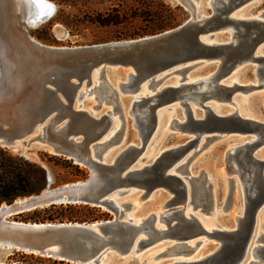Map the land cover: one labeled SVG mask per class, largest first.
<instances>
[{
    "label": "water",
    "instance_id": "95a60500",
    "mask_svg": "<svg viewBox=\"0 0 264 264\" xmlns=\"http://www.w3.org/2000/svg\"><path fill=\"white\" fill-rule=\"evenodd\" d=\"M169 1L189 11L190 19L164 32L136 39L60 47L38 41L22 25L23 21L28 27L46 23L56 13L53 3L0 0L1 41L8 47L0 51V147L44 149L77 165L82 162L91 170L85 181L56 187L48 194L42 190L20 198L28 199L23 203L15 200L5 204L6 208L0 211V243L8 249L70 264H159L154 253L146 258L144 255L168 243L180 251L170 255L172 259L166 264H264V236L255 239L257 216L264 205V158L256 155L264 146V120L237 111L217 113L213 109L217 103L230 104L239 92L264 86V10L260 17L240 18L236 16L238 10L254 0H209L211 12L199 17L201 0ZM225 32L226 38L218 36ZM200 64L215 67L199 80L190 81L191 76L186 75L180 77L179 84L161 85L174 72ZM247 65L255 66L256 77L263 84L228 85L234 70ZM108 70L121 71L123 78L116 88L107 81L99 82L100 103L112 102L109 93L118 104L121 94L129 96L128 105L124 108L119 104V110L136 118L140 136L146 141L157 131L159 114L179 105L184 118L174 119L171 129L189 135V141L166 150L151 166H138L141 150L133 144L98 155L99 140L104 141L103 137H109L116 129L117 111L111 107L96 115L82 103L96 77ZM144 86L152 94H143ZM195 106L202 109L200 115ZM233 135L246 137L244 143L233 145V152L228 148L225 155L229 167L232 162L240 166L242 214L234 216V229L215 228L210 232V238L219 245L196 257L186 251L193 247L189 240L207 231L189 200L202 183L194 184L192 176L181 173V162L204 138ZM248 174L252 181L243 183ZM52 183L49 173L46 188ZM158 187H165L172 194L164 209L178 208L163 213L166 230L157 231L153 214L145 218L142 227L121 218L117 198L122 190L141 189L149 196ZM60 204L105 207L114 212L115 218L93 223L11 220L24 212ZM187 207L193 211L189 217L185 215ZM141 231L149 242H133ZM158 237L178 238L181 242H153ZM253 241L259 244V259L248 261Z\"/></svg>",
    "mask_w": 264,
    "mask_h": 264
},
{
    "label": "rangeland",
    "instance_id": "374dc122",
    "mask_svg": "<svg viewBox=\"0 0 264 264\" xmlns=\"http://www.w3.org/2000/svg\"><path fill=\"white\" fill-rule=\"evenodd\" d=\"M62 11L61 16L71 22V26L67 27L61 22L53 21L51 25L47 26L48 22L38 28H28V32L35 38L34 35H42L49 38L51 43L42 42L51 46L60 47H75L83 45H91L109 41H116V37L123 36L129 32H137L138 30L146 28L149 25L148 21H144L139 17L130 18L128 25H118L102 27L97 24H91V8L104 11L110 6H117L119 1L101 2L95 1L91 4V0H48ZM166 3L172 8L173 13L169 15L174 27L185 23L191 17V13L185 8L179 6L175 2L166 0ZM129 4L136 7L138 10L148 9L149 3L144 0H129ZM207 0H201L202 14H209L211 8L208 6ZM154 11L165 12L164 8L159 4H150ZM264 10V0H254L245 6L241 7L236 13L237 17H258ZM168 16V13H165ZM55 16V15H54ZM26 26L25 22H22ZM63 27L66 31L64 36L57 34V29ZM173 27V28H174ZM222 39L226 38L227 33L218 34ZM39 41V40H38ZM264 52V46L261 49ZM213 64H200L192 66L183 70L174 72L173 74L165 77L161 81V85L167 83H174L182 76L189 75L191 77H201L208 74L214 69ZM123 78L121 71L108 70L102 76L97 77L94 84L91 86L93 89L88 91L83 97L82 106L98 115L101 111L115 107L117 115L114 119L115 130L111 132L109 137L104 136V141L99 140L100 144L96 146L98 155L105 151H121L130 145H135L141 150V161L138 166H151L161 156L163 152L171 148L186 144L189 141V135L183 134L177 130L170 128V123L174 119H183L184 110L181 106L177 105L174 109L162 111L160 123L157 124V131L152 135L149 140H144L140 136L139 128L136 124V118L130 114H122L119 110L121 104L124 108L128 105L130 97L127 95H120V102L118 104L114 95L107 94L111 97L112 102L108 104L100 103L99 97V82L107 81L112 88H116L117 83ZM243 84H258L256 77V69L254 65H247L242 68H237L234 71L233 78L227 81L228 85L232 79H235ZM234 100L239 104L241 112L251 115L253 117L264 120V88H258L249 93L239 92L234 96ZM217 102L211 101V104ZM216 111L227 113L236 110L235 106L231 104L214 105ZM93 109V110H92ZM198 115L201 114L202 109L195 106ZM246 137L242 135L222 136L204 138L196 147L191 148L181 162L179 171L185 176H192L193 182L202 183V187L196 186L192 200H189L190 205L196 206V213L204 220L205 225L214 226L218 229H234L235 220L234 216L242 214L243 205V192L240 185L238 172H228L226 170L227 164L225 162V155L228 148L238 142L245 141ZM98 142V141H97ZM14 155H19L34 161L45 168L52 176V188L60 187L65 184L74 182L85 181L91 170L83 165H77L73 160H69L64 156L53 155L51 152L44 149H32L25 147L7 148ZM90 153L94 156L92 146L89 148ZM104 158L107 160L109 154ZM256 155L259 158H264V146L258 150ZM84 172V177L79 173L75 166ZM237 165L234 169H238ZM229 173V174H228ZM147 196V197H146ZM172 197L170 191L165 187H158L154 189L151 194L146 195V192L141 189L128 190L124 189L117 198V202L121 209V218L123 219H145L150 218L151 215L155 216L158 212H168L177 210L178 208L166 211L164 203ZM92 207V206H91ZM98 211H91L87 214L91 218V223L112 220L115 218L114 212L109 209L99 208ZM190 210V207L187 211ZM193 212V211H192ZM204 215H208L205 217ZM204 216V217H203ZM199 218V219H200ZM236 218V217H235ZM11 220L23 222L21 218L12 217ZM175 220L173 223H176ZM160 228L167 229L165 223H161ZM255 239H262L264 236V205L262 206L257 216V226L255 230ZM144 238L149 242V238L143 235L140 239ZM191 249H186L189 254L196 256H203L210 253L219 242L213 238H208L204 235L192 238L189 240ZM158 242H176L172 238H163ZM254 242V241H253ZM257 243V242H256ZM180 250L178 247H172L171 244H162L150 250L144 255L146 258L150 254L157 255V262L159 264H166L172 259L170 255H176ZM17 252V253H15ZM26 253V252H24ZM31 254V253H27ZM253 259L251 256L249 260ZM0 263L3 264H38L33 260H29L22 256V251L11 250L0 246ZM148 264V262L146 263Z\"/></svg>",
    "mask_w": 264,
    "mask_h": 264
},
{
    "label": "trees",
    "instance_id": "16d2710c",
    "mask_svg": "<svg viewBox=\"0 0 264 264\" xmlns=\"http://www.w3.org/2000/svg\"><path fill=\"white\" fill-rule=\"evenodd\" d=\"M98 0H91V4ZM101 2L119 1L117 6H110L104 11L91 8V24H97L102 27L128 25L130 18L139 17L148 21L146 28L137 32H129L123 36H118L116 40L136 39L148 35H154L172 29L175 25L169 18L173 13L172 8L166 3V0H144L149 3L148 9L138 10L129 4V0H100ZM143 1V0H141ZM159 4L165 12L154 11L150 4ZM55 16L48 22L47 26L53 21H58L71 26V22L61 16V10L58 8ZM182 10L180 6L177 7ZM165 13H168L166 16ZM39 41L51 43L49 38L42 35H34ZM79 173L84 177V172L75 166ZM49 172L38 163L26 159L25 157L14 155L9 149L0 147V206L10 204L13 201L39 194L46 189L48 185ZM53 180V179H52ZM97 207H91L84 204H60L50 205L30 212L17 215L25 223H91V218L87 214L91 211H98ZM17 253V252H15ZM22 256L37 262L38 264H70L69 262L59 260L54 257L27 254L22 252Z\"/></svg>",
    "mask_w": 264,
    "mask_h": 264
},
{
    "label": "bare ground",
    "instance_id": "6f19581e",
    "mask_svg": "<svg viewBox=\"0 0 264 264\" xmlns=\"http://www.w3.org/2000/svg\"><path fill=\"white\" fill-rule=\"evenodd\" d=\"M47 1V0H46ZM208 1V3H209V0H207ZM55 15V14H54ZM54 15L52 16V18L54 17ZM262 15V13L258 16V17H260ZM200 16H204L203 14H201V15H199V17ZM26 17V16H25ZM51 18V19H52ZM24 19H27V18H24ZM50 19V20H51ZM28 20V19H27ZM50 20H48V21H50ZM47 21V22H48ZM25 22V21H24ZM26 24V23H25ZM45 24V23H44ZM41 25H38V26H31V27H28L27 25H26V27L27 28H38V27H40ZM66 31L63 29V27L61 28V27H59L58 29H57V34H59V35H61V36H64L66 33H65ZM3 39V36H2V33L0 32V51H6L7 50V44H6V42L3 40V41H1ZM1 53V52H0ZM239 68V67H238ZM237 69V68H236ZM235 69V70H236ZM234 70V71H235ZM233 74H234V72H233ZM201 78H203V77H191L190 78V81H194V80H199V79H201ZM231 78H233V75H232V77ZM230 78V79H231ZM96 79H97V77H96ZM95 79V80H96ZM95 80H94V82H95ZM236 82H238L237 80H236V78L235 79H232L231 80V82H230V84L231 85H233L234 83H236ZM180 83V78L179 79H177V81H175L173 84H179ZM239 83V82H238ZM259 84H263V81L262 80H260V78H258V84H255V85H259ZM261 88H264V86L263 87H261ZM253 90H256L255 88H249V89H247V90H244V91H242V93H244V94H246V93H249V92H251V91H253ZM141 92L143 93V94H152V92L147 88V86H144L143 88H142V90H141ZM230 104L231 105H233V106H235V108H236V110H234V111H237V112H239V113H242V114H245V113H243V112H241V109H240V107H239V104L234 100V97H233V99L232 100H230ZM213 109L215 110V112H217V113H220V111H216L217 110V108H215L214 106H213ZM194 110V109H193ZM232 112V111H231ZM227 113H229V112H227ZM161 114H162V112L159 114V116H158V123L157 124H159L160 123V117H161ZM245 115H248V114H245ZM174 121V120H173ZM173 121H171L170 122V119L168 120V122H167V124L168 123H170V128H172L174 125H173ZM246 141V140H245ZM245 141H243L242 143H244ZM235 146H231L230 147V152H233L234 150H235ZM91 152V151H90ZM91 156L92 157H94L93 155H92V153H91ZM227 161V160H226ZM75 163H77V162H75ZM78 164H80V165H83V166H85L82 162L81 163H78ZM227 164V163H226ZM228 165V164H227ZM235 165H237L239 168L236 170V169H234V166ZM85 167H87V166H85ZM226 170H228V172H231V173H233V172H238L239 173V171H240V166L238 165V164H235L234 162H232V165L229 167V165L226 167ZM229 174V173H228ZM246 180H249L248 182H250V181H252V175L251 174H248V176H246L245 178H243V183H245V181ZM247 183V182H246ZM53 184V183H52ZM51 184V185H52ZM51 185L48 187V188H46V189H44V191H43V194H48V193H50L54 188H52L51 187ZM66 186H71V184H66V185H63L62 187H66ZM28 199L26 198V199H17V201H16V203L17 204H19V203H23V202H26ZM4 208H6V205L5 204H3L2 205V208L0 209V211L2 210V209H4ZM103 209H107L108 210V208H105V207H102ZM189 207H187V208H185V215L187 216V217H189L193 212H192V209L190 208V210H188L187 211V209H188ZM39 209V208H38ZM32 211V210H31ZM110 211V210H109ZM30 212V211H29ZM25 213V212H24ZM144 220L145 219H133L132 220V223L133 224H135L137 227H142L143 226V223H144ZM200 220H201V222H202V224H203V226L205 227V229H206V233L205 234H203L204 236H206V237H208V238H210L211 236H209L208 234L210 233V232H213V230L215 229V227L214 226H207V225H205V223H204V220H207V219H204V220H202L201 218H200ZM165 223L166 225H167V222H166V219L164 218V216H163V213L162 212H158L155 216H153V223H154V226H155V228L157 229V231L158 232H163L164 230L162 229V228H160V224L161 223ZM20 223H25V222H20ZM28 223H30V222H28ZM143 235H145V232L144 231H141L137 236H136V238L134 239V241L133 242H140L142 239H144V238H142V239H140L141 237H143ZM161 239H163L162 237L160 238V237H158V238H156L155 239V241H153V242H158L159 240H161ZM172 239H174V240H176V242H181L178 238H173L172 237ZM257 241H255V242H253V244L252 245H250V247H249V250H248V255H247V260L248 261H250V260H253V259H259V254H258V248H259V244L258 243H256ZM0 246L1 247H3V248H7L8 249V247L7 246H4L2 243H0ZM252 257L253 259H250L249 260V257ZM200 257H202V256H200ZM0 264H3V263H0Z\"/></svg>",
    "mask_w": 264,
    "mask_h": 264
}]
</instances>
